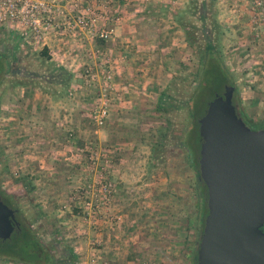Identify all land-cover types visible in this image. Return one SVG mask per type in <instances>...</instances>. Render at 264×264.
Returning a JSON list of instances; mask_svg holds the SVG:
<instances>
[{"label":"rangeland","instance_id":"374dc122","mask_svg":"<svg viewBox=\"0 0 264 264\" xmlns=\"http://www.w3.org/2000/svg\"><path fill=\"white\" fill-rule=\"evenodd\" d=\"M114 2L120 9L118 23L127 10H134L129 24L135 23L139 18L136 13L146 8L148 22L160 28V31L154 28L156 33L151 32L150 39H160V45L157 41L156 44L164 50L177 48L182 58L179 67L168 69L170 73L162 72L164 81L158 87L154 85L151 91L154 98L150 97L145 108L136 106L112 116L110 113L101 128L89 122L90 134L82 144L74 129L63 130L66 142L61 147L66 155H56L58 159L51 146L46 150L48 163L59 169L51 170L47 177L63 188L52 191L48 184L50 191L40 188L27 191L18 179L24 176L31 184L39 181H34V175L15 159L13 145L5 142L1 132L4 116L1 97L8 96L12 87L48 90L50 83L46 76L54 71V61L49 60L53 56L49 49L42 54L41 45L24 42L10 23L0 25V54L9 62L0 83V186L16 196L23 215L33 222L44 242L54 244L58 258H64L69 249L75 256V264H193L190 251L196 236L195 175L187 162L182 140L193 126L187 107L196 85L199 59L194 47L186 42L183 27L189 28L197 45L202 46L207 35L215 38L235 78L237 95L247 117L262 120L264 0H196L193 13L185 10L190 0H102V3L41 0L47 12L39 17L43 24L61 26L76 17L67 9L89 4L96 10L102 5L106 10ZM178 10H184L183 14L175 16ZM202 10L206 16L203 21L199 18ZM94 40L104 42L90 39ZM118 43L122 44L118 48L122 53L118 55H127L129 46L125 41ZM66 46L71 52L66 61L72 55L76 60L85 59L82 52L71 50L77 47L75 42L68 41ZM96 47L86 44L85 48L96 50ZM105 52L117 59L118 55ZM160 52L163 53L161 49ZM37 145L44 149L42 144ZM105 180L111 183L109 191L104 190ZM47 195L54 198V203ZM0 264L14 263L0 261Z\"/></svg>","mask_w":264,"mask_h":264},{"label":"crops","instance_id":"0c3cea01","mask_svg":"<svg viewBox=\"0 0 264 264\" xmlns=\"http://www.w3.org/2000/svg\"><path fill=\"white\" fill-rule=\"evenodd\" d=\"M145 10L136 13L139 18L133 24H129L133 21L129 17L133 16L134 10H127L122 21L115 27L114 41L102 43L99 40H86L87 45L97 46L96 48H102L116 56L122 53L118 51L119 46L122 45L120 44L122 42L118 43L119 41H125L126 46H129V49H126L128 53L125 54L126 61L118 63L116 67V84L124 87L123 102L117 101L113 104L111 116L118 111L136 106L145 108L150 97L154 98L151 95L154 85L158 87L164 81V77H161L162 72L170 73L168 69L179 67L182 60L178 56L179 52L175 50L177 48L170 47L171 49L164 50L158 46L160 39H150L151 32H154L156 26L148 22L146 19L148 11ZM156 29L160 31V28ZM68 41L73 44L76 40L71 35L68 40L67 34L63 35L59 31L52 32L49 37L47 49L53 55L49 60L54 61L52 62L54 71L46 76L50 83L46 88L48 90L41 87L33 89L12 87L8 90L6 100L1 97V108L4 111L2 135L6 143L13 145L16 151L15 159H19L27 172L34 175V181H39L33 183L34 186L39 185L34 188L35 190L40 188L53 191L63 188L55 180L47 177L51 170H59L56 165L48 163L47 146H51L52 154L55 156H65L66 151L61 147V144L66 142L63 141V130L74 129L81 144L90 134L89 112L94 101L95 89L88 87L80 77L79 67H82L84 58L80 57L76 60L72 55L68 57L69 61H66V64L59 63L62 55L64 58L71 55L69 47L66 46ZM65 47L66 50L63 51ZM75 49H77L75 46L71 48L72 51ZM60 67L66 70L63 75L58 73ZM55 76L58 78L56 79ZM37 144H42L44 149L39 148ZM39 150H42L40 154ZM47 198L52 203L54 198L49 195Z\"/></svg>","mask_w":264,"mask_h":264},{"label":"water","instance_id":"95a60500","mask_svg":"<svg viewBox=\"0 0 264 264\" xmlns=\"http://www.w3.org/2000/svg\"><path fill=\"white\" fill-rule=\"evenodd\" d=\"M233 93L226 85L198 118L208 212L197 264H264V128L245 123ZM14 220L15 210L0 197V240L10 238Z\"/></svg>","mask_w":264,"mask_h":264},{"label":"trees","instance_id":"16d2710c","mask_svg":"<svg viewBox=\"0 0 264 264\" xmlns=\"http://www.w3.org/2000/svg\"><path fill=\"white\" fill-rule=\"evenodd\" d=\"M189 3L185 10L191 13L195 12L197 8L196 0H190ZM202 7L205 11V4ZM183 11H176L175 16L183 14ZM204 11H200L201 15L199 18L201 21L206 18ZM183 29L186 42L194 47L199 59V65L195 71L196 85L188 98L189 105L187 107L188 117L193 126L184 134L182 140V144L186 146L187 162L195 175L194 224L196 236L192 242L190 257L192 263L197 264V248L194 245L198 242V236L202 232L204 219L208 212L206 204L207 188L199 177L200 142L199 133L196 129V126L198 127V118L204 114L208 101L212 99L215 93L220 94L226 85H232L234 86L233 103L236 107V112L243 118L245 123L252 129L264 128V119L254 120L246 116L241 99L237 95L235 78L224 61L219 48H217L215 38L207 35L203 45L200 46L197 45L195 37L191 36L189 28L184 26ZM40 53L46 54L47 49L43 48ZM8 67L9 62L6 56L0 54V83L1 76L4 71H8ZM58 73L63 75L66 70L60 67ZM55 78L57 79L58 77L55 76ZM157 141L153 143L152 149H154ZM18 181L26 187L27 191L34 189L33 184L30 181L26 182L24 176ZM0 197L5 204L15 210L12 234L8 239L0 240V261L14 264H75V256L71 250L68 249L64 258H58L54 244L46 243L40 238L38 230L33 227V222L23 215L13 193L3 190L0 186Z\"/></svg>","mask_w":264,"mask_h":264},{"label":"built area","instance_id":"2783aa9c","mask_svg":"<svg viewBox=\"0 0 264 264\" xmlns=\"http://www.w3.org/2000/svg\"><path fill=\"white\" fill-rule=\"evenodd\" d=\"M98 9L89 4L67 9L76 17L58 26L49 22L41 23L39 15L47 12V8L42 7L41 0H0V25L10 23V27L19 33L24 42L41 45L42 49L47 48L46 38L54 31L75 38L77 50L85 56L80 77L88 87L93 86L95 89L89 117L96 128H101L109 119L113 104L123 102L124 87L117 85L115 78L117 64L123 63L126 55L120 54L114 59L102 48H85L87 39L98 38L104 42L112 40L121 18L120 9L115 2L106 10L102 5H98ZM107 21L111 22L106 25ZM61 62L66 64L64 57H61L59 63ZM69 135L72 136V133ZM110 187L111 183L105 180L104 190L109 191Z\"/></svg>","mask_w":264,"mask_h":264}]
</instances>
